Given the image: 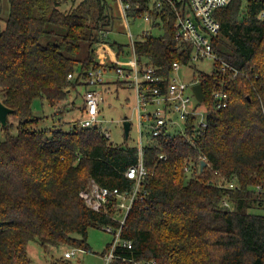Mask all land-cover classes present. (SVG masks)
Here are the masks:
<instances>
[{"label": "trees", "instance_id": "16d2710c", "mask_svg": "<svg viewBox=\"0 0 264 264\" xmlns=\"http://www.w3.org/2000/svg\"><path fill=\"white\" fill-rule=\"evenodd\" d=\"M9 3L4 26L0 12V102L13 109L19 123L8 118L2 125L0 264H34L32 241L46 253L62 247L91 250V227L118 225L110 213L89 207L80 192L90 179L130 189L134 181L127 171L139 160V146L113 143L101 127H82L78 120L68 130L39 128L45 117L33 109L42 98L56 109L54 117L71 110L62 106L67 90L86 88L81 80L87 70L102 65L95 44L104 36L108 43L117 19L114 6L107 0ZM262 10L264 0H231L216 12L221 30L213 38L214 51L239 74L224 73L218 64L210 73L194 66L204 87L199 106L207 110V126H196L192 116L185 133H147V193L127 217L123 237L133 247L120 248L126 261L119 264H264ZM150 13L163 33L135 40L138 65H154L167 80L175 62L189 63L191 46L178 48L173 9ZM220 88L230 94L222 109L213 99ZM201 157L208 163L203 168ZM231 181L235 188L226 186Z\"/></svg>", "mask_w": 264, "mask_h": 264}, {"label": "built area", "instance_id": "2783aa9c", "mask_svg": "<svg viewBox=\"0 0 264 264\" xmlns=\"http://www.w3.org/2000/svg\"><path fill=\"white\" fill-rule=\"evenodd\" d=\"M117 1L120 4L122 16L126 22L131 17L143 16L145 20L154 23L150 11L154 9L162 10L166 6L173 9L178 48L182 49L183 45H189L192 50L189 63L175 62L173 71V73H176L181 67L190 66L194 70V73L189 81L172 78L173 73L166 80L165 77L158 74L157 67L154 65L146 64L141 69L137 61L133 63L131 71H128L121 65L113 67L116 75L123 78L130 87L136 90V110L140 125L144 126L143 120L145 119L148 122V134L152 137L160 136L164 132L174 134L168 127L178 124L173 118L175 114L179 123L183 122L184 133L185 123L192 116L195 117L196 126L205 128L208 124V114L207 110L199 106L200 103H204L205 101L200 102L193 90L195 84L201 83L199 77L195 74L196 70L194 66L200 62L213 61V68L218 64L220 65L218 69H221L224 73L230 70L234 77L239 74V70L222 61L213 48V38L221 30V22L217 18L216 12L227 6L231 0ZM259 17L264 19V10L261 11ZM147 34L149 32H145V35ZM131 37L132 46H134L135 40L132 34ZM106 71L107 67L104 65L90 68L86 72L87 77L85 80H81L85 81L86 90L84 116L80 119V124L82 127H101L106 137L110 139L111 133L103 128L99 117L100 103L103 100L99 87L105 82ZM78 73H70L68 78L74 79ZM164 82H166L165 87L161 85ZM213 99L214 105L218 109H222L229 105L230 94L225 88H220L213 92ZM138 146L139 160L136 165H133L127 171V176L134 181V185L130 189L120 190L116 187H106L90 179L87 187L80 192V196L89 207L98 212L110 213L118 222L117 226L106 225L103 227L114 236L113 241L100 255L103 264H119V261H126V257L120 252V248L133 247V242L124 238L123 232L127 217L135 203L147 193L145 184L149 177L148 169L143 160V141ZM203 161H207L205 157H201V162ZM186 170H189V167ZM226 186L228 188L236 187L233 181L228 182ZM223 203L229 207L231 205L226 199H224ZM87 250L81 247H63L60 255L50 264H83V255L87 253ZM149 264H155V261L149 262Z\"/></svg>", "mask_w": 264, "mask_h": 264}, {"label": "rangeland", "instance_id": "374dc122", "mask_svg": "<svg viewBox=\"0 0 264 264\" xmlns=\"http://www.w3.org/2000/svg\"><path fill=\"white\" fill-rule=\"evenodd\" d=\"M108 3L112 4L116 10V23L114 24L113 30L108 33V43H105V38L102 37L101 43L95 44V53L96 60L102 62H111V58L114 60L118 53V44L124 46L126 54L123 57H120V64L124 65V62H128L130 65V59H132V37L134 40L142 39L145 35V32L152 33L155 36H159L163 33V29L156 27L152 22L145 20L143 16L131 17L128 22L124 21L119 14L117 9V3L115 0H107ZM0 12L2 17V25L4 26L5 20L9 16L10 12V3L9 0H0ZM114 43V45H112ZM198 69L205 72H212L213 70V61L200 62L195 65ZM195 68V67H194ZM194 70L189 67H181L179 71L174 72L172 78H177L183 81H189L193 77ZM112 75L115 73L111 72ZM111 74H108L109 77ZM114 80L116 81V75H114ZM85 87L80 86L77 90L73 89V97L71 102H68L69 99L65 100L62 103V106L71 109L66 112L60 119V117L52 116L55 112V109L48 103L46 99L38 98L33 103V109L36 115L45 117L39 124V128H52L53 126H62V128L68 130L70 126L76 122L80 121L84 116L82 107H78L77 104L83 103L82 97L84 96ZM103 99L104 102L101 105V124L104 129H107L111 133V142L116 144L127 143L129 145H140L141 133L143 132L144 144L147 140L148 133V122L144 119V126L140 125L139 116L137 114V96L135 90L123 87L119 83H107L103 88ZM73 101V102H72ZM77 101V103H76ZM150 109V108H149ZM82 113V115H81ZM125 117L130 118L132 121V130L128 140L124 135V121ZM173 118L178 122L177 125H170L168 128L174 134L184 133L183 122L179 123L177 116L174 114ZM9 119L11 122L17 125L19 119L13 114H9ZM104 120V121H103ZM61 123V124H60ZM60 124V125H59ZM14 131H17V128H14ZM4 138V133L2 130V123L0 122V140ZM114 236L107 232L103 227H91L89 229L88 243L91 247V250H87V253L84 254V264H103L100 253L107 249L108 245L113 241ZM62 248H54L46 253L45 249L42 248L37 242L32 241L29 244V254L34 260V264H49V258L51 257V262L57 258L61 253Z\"/></svg>", "mask_w": 264, "mask_h": 264}, {"label": "crops", "instance_id": "0c3cea01", "mask_svg": "<svg viewBox=\"0 0 264 264\" xmlns=\"http://www.w3.org/2000/svg\"><path fill=\"white\" fill-rule=\"evenodd\" d=\"M116 1V3H117V9H118V11H119V14H120V17L123 19V16H122V13H121V8H120V4H119V2L117 1V0H115ZM124 20V19H123ZM116 23V22H115ZM122 45V44H121ZM130 49L132 50V59H130V65H128V62H124V65H122V64H120V57H123L125 54H126V52H125V49H124V46H123V49H121L120 47H119V44H118V53H117V56L115 57V59L113 60L112 58H111V62H102V61H98V62H100V63H102V65H104V66H106L107 67V71H106V77H105V82L99 87V90L102 92V96H103V88L105 87V85L107 84V83H119L120 85H122L123 87H128V88H131V89H133V90H135V88H133V87H130L129 85H128V83H126V81H124V79L123 78H120L119 76H117L116 75V73H115V70H114V68L113 67H115V66H117V65H121V66H124L128 71H131L132 70V68H133V63L134 62H136L137 61V57H136V53H135V48H134V46H131L130 47ZM125 57V56H124ZM137 63H138V61H137ZM111 72H113V73H115L114 75H116V81L114 80V75H112L111 74ZM108 74H111L109 77H107V75ZM84 88V87H83ZM86 90V89H85ZM135 92H136V90H135ZM73 89H68L67 90V94H68V98L67 99H69L68 100V102H71V100H73L72 99V97H73ZM82 100H83V103H81V105L80 104H77V106L80 108V107H82V108H84V106H85V92H84V96L82 97ZM73 102V101H72ZM103 102H104V99L102 100V102L100 103V107H101V105L103 104ZM76 103H77V101H76ZM56 110V109H55ZM101 110H102V108L100 109V115H99V117L101 116ZM83 113H84V109H83ZM81 115H82V113H81ZM63 118V117H62ZM126 119H130V118H128V117H125V120ZM102 121V120H101ZM104 121V120H103ZM132 122V121H131ZM61 124V123H60ZM59 124V125H60ZM131 130H132V127H131ZM131 132V131H130ZM124 135H125V130H124ZM130 136V135H129ZM147 136V135H146ZM125 137H126V135H125ZM128 139V138H127ZM140 140H142L143 141V143L145 142L144 140H143V134H141V138H140ZM28 251H29V246H28ZM100 255H101V253H100ZM85 257V256H84ZM84 259V258H83ZM49 264L51 263V257L49 258ZM33 262H34V260H33ZM83 262H84V260H83ZM45 264V263H44ZM84 264V263H83Z\"/></svg>", "mask_w": 264, "mask_h": 264}, {"label": "water", "instance_id": "95a60500", "mask_svg": "<svg viewBox=\"0 0 264 264\" xmlns=\"http://www.w3.org/2000/svg\"><path fill=\"white\" fill-rule=\"evenodd\" d=\"M193 90L195 92V95L197 97V99L200 102H204L205 101V95H204V87L202 83H197L193 86ZM13 113V109L8 107L7 105H5L3 102H0V122L2 123V125H7L8 123V118H9V114ZM124 130H125V135L126 138H129L130 135V131H131V127H132V122L130 119H126L124 121ZM208 163L207 161H203L202 162V166H206Z\"/></svg>", "mask_w": 264, "mask_h": 264}]
</instances>
